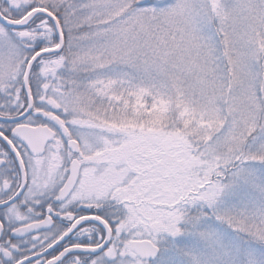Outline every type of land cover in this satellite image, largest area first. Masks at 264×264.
Masks as SVG:
<instances>
[{
    "label": "snow or ice",
    "instance_id": "obj_1",
    "mask_svg": "<svg viewBox=\"0 0 264 264\" xmlns=\"http://www.w3.org/2000/svg\"><path fill=\"white\" fill-rule=\"evenodd\" d=\"M0 264H264V0H0Z\"/></svg>",
    "mask_w": 264,
    "mask_h": 264
}]
</instances>
